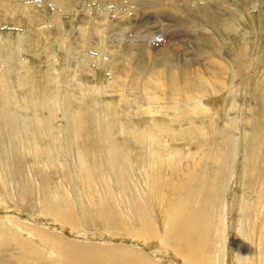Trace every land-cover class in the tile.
I'll list each match as a JSON object with an SVG mask.
<instances>
[{
	"label": "rangeland",
	"instance_id": "374dc122",
	"mask_svg": "<svg viewBox=\"0 0 264 264\" xmlns=\"http://www.w3.org/2000/svg\"><path fill=\"white\" fill-rule=\"evenodd\" d=\"M14 1L0 0V4H11ZM17 1H20L22 5L28 7L30 16L39 20L40 23L32 25L33 22H27L25 16L21 19L25 25L21 27L9 26L5 22L0 21V79L5 74L4 70H9V50L6 44L9 40L13 41L17 48H20L13 50L17 52L15 54L17 61L15 62L16 66L14 69L19 68L21 70L17 74H15V71H12L14 73L12 75L15 82V85L13 84L14 87L12 85H8L9 88L5 86L2 88L0 86V126L3 125L0 127V155L2 157H0V172L3 173V182L7 193L6 198L0 202V233L3 231L1 234L2 237L9 236L10 219H14L25 225H31L32 227H35V225L39 228L45 226L44 228L46 230H51L53 233L56 231L55 233L63 234L68 239L79 243L88 242L89 244L96 243L100 245H112L111 243L115 245L125 244L132 248L143 249L146 254L160 261L162 264H189L186 261L187 257H182L173 250L169 251L167 247L162 246V242L159 239L154 238L153 240L152 238L150 240L146 238L137 240L136 238L126 236L130 233V230L126 226L119 224L116 227L112 226L108 228L106 227L108 219L104 220L102 216H98L92 211L94 206L92 205L91 199L97 198L98 200L100 199L99 202L102 200L101 203L105 202L111 208L117 220L125 219L126 217L121 214H124L122 210V203L124 202L125 204L123 206L127 208L130 214V217H127V219H130L133 213L135 214L137 207L134 201V195H137L136 197L139 203L142 201L140 204H145L146 202L138 192L130 175H126V180L130 188L125 193L121 189L117 191L115 188L116 185L113 183L114 181L111 180L110 190H108L109 186L106 185L108 184V180L103 179L101 174H106L111 170L108 160L125 165L123 156L126 157L125 153L131 150L128 143L136 146L131 154V161L134 163L133 166L141 168L140 166L144 162V147L135 144V133L133 132L136 129L147 134L152 129L147 122L149 117L142 115L147 105L146 102L142 101L144 97V93L140 89L142 85L140 87L134 86L131 90H128V87L124 84L128 80V77L122 74L121 77H124L122 87L119 86L111 89V83L114 82L113 75L111 74V65L116 60L119 61L123 55L120 51V46L127 45L128 43L142 46L147 44L152 45L151 40L147 42H143V40L130 41L131 38L126 37L121 41L118 32L113 36L112 30L117 27V22L121 18L122 12H120L118 4H113L110 0H61L66 1L70 6L69 12L60 16L61 27L54 25L56 9L51 0ZM120 1L117 0L116 2ZM163 1L165 4L168 2L176 3L174 0ZM205 2L214 4L218 12H222V10L232 12L236 17L235 26H237V30L240 31L239 33L241 35L237 32L235 34L236 36H221L220 41L222 44L220 43V45L224 53L222 57L226 59L229 68L224 69L221 74L217 73L216 78H218V82L224 84L219 93H214V89L210 84V79L214 81L216 78L209 71V64L202 62L197 64L198 70H192V73L190 75L188 74L191 82L188 85L185 83L181 85L182 90H179L180 94L175 90L173 97L176 99L168 103L151 102L153 103L152 106L160 111L157 113L160 120L155 126L165 132L164 134H166V131L173 130L171 135L180 137V134L186 128H191L192 125L198 128H204L208 133L205 137L196 133L191 134L192 136L190 138L186 139V137H183L184 140L178 139L183 144L182 151H184V154H187L192 149H197L198 154L194 160L185 161L184 171H179V168L175 171H168V176L172 177L173 181L169 187H165L164 189L171 199L175 201V204L179 206H182L183 202H190L191 199L198 200L200 196V208L206 210L205 203L210 199L209 193H205L202 189L200 190V187L196 184H188V181L182 178L183 173L202 164L203 167L208 169L205 173H208V177L210 175V179L214 180L222 171L225 172V167L228 166L230 167V171H228L230 180L225 183V194L222 195V198L225 197L226 202H238L236 198L241 197L243 199L244 197L247 204L253 207L255 206V202L259 200L264 202V0H188V4L193 8H195L197 3L204 4ZM122 10L124 13L126 9ZM104 11L112 14L109 21H114V23L108 24L103 28L98 25L97 17ZM130 12V14L135 13H133V10ZM194 12L195 10H193ZM83 20L88 22L85 23ZM212 26L214 30L211 36L216 37L214 35L216 34L218 36L217 29L219 25ZM210 27L206 28L209 29ZM97 28L102 29L101 35L98 34ZM82 29H86V35L81 36L79 39ZM202 31L206 32V30ZM63 35L65 36L64 39L67 40L66 44H63L61 41ZM71 43L75 46L72 49L70 48ZM247 43L249 45V53L244 56L245 61L243 64L245 67L242 78V76L240 77L236 57L237 51L243 46H246ZM186 45L188 46V50L191 51L192 43L186 42ZM160 49L158 58L163 57V51ZM178 56L179 58L186 57L181 56V54ZM256 58H259L260 61ZM109 63L110 68L108 69L107 65ZM250 63L253 64L251 67H249ZM57 69L62 74L58 82L51 75ZM192 74L195 75L194 79L191 76ZM209 75L210 78H207ZM196 77L198 79L202 77L198 82L200 84L205 83L206 85L201 84L199 86L198 82H196ZM32 78L34 80H31ZM150 79L166 81V79L164 80L158 74H154ZM159 84L163 83L159 82ZM43 85L44 87H42ZM148 86H145L147 93H152L150 94L152 97L160 94L158 97L163 99L165 94L163 90L154 89V85ZM240 87L242 90L238 95L237 90L241 89ZM207 88L209 92L206 90ZM42 90L45 94L37 100L43 98L42 107L45 111L43 110L44 117L42 116V118L46 122L48 120L50 121L46 126V128L49 127L47 129L50 131L44 129V133L39 132L37 129L39 126H44L43 120L40 118L36 119L34 116L35 111L31 106L32 101H35L36 97V94L33 92H40ZM13 91L19 95V98H16ZM202 91L203 93H201ZM104 93H107V95ZM208 93H213L216 96L213 94L208 96ZM236 94L238 96L236 98L238 109L223 110L221 112V106L233 99V97L235 98ZM184 97H188V102H186V98ZM162 99L160 100L162 101ZM180 101L184 102L180 105V108H177L175 103ZM194 103H198V105L204 107H213L215 111L217 110L218 114L215 123H209V120L213 119V113L208 116L202 115L203 112H201L199 116L196 114V117H193L194 122L190 119L188 120L185 114L190 110H186V107L194 108ZM50 105H52L51 109ZM114 106L118 109V114L113 112ZM244 107L247 108L245 109ZM241 108L245 109L242 111L244 113L243 122L240 123L241 126H237L242 116L240 115ZM7 109L10 110L7 111ZM30 110L33 111L31 112ZM24 115L27 116L26 119H23ZM7 117H9L11 123L13 121L10 117L17 122L23 121L25 123V129L21 132L13 129L15 127L13 124L12 126L7 125ZM115 118H117V125H115ZM237 120L238 122H236ZM233 125L235 128L232 127ZM174 132L177 134L175 135ZM23 135L25 138L21 139L20 137ZM120 135L126 141H121L122 138H120ZM174 137L169 138L165 136L163 140L170 142L169 140L171 139L173 141L175 139ZM171 147L175 148L173 145ZM161 153H164L163 149ZM78 154H81L83 157H78ZM52 156L55 158L57 156L59 157L56 163L58 171L55 167L47 166V164L53 163ZM71 157H74L71 162L75 164L77 159L78 165L77 167L69 164V167L75 170L73 173L75 184L66 185L65 177L67 174L63 162L66 164L67 162L70 163ZM202 157H204V160L201 161L200 159ZM79 161L86 162L87 164L79 165ZM80 168H84L85 171L88 169L90 177L93 178L91 182L94 183V189H91V194L87 192L85 179L80 174ZM242 168H245L246 174V178L243 179L244 190L240 189L231 181V174L237 173V171L239 172ZM136 172L139 175L137 170ZM68 174L72 175V172ZM59 180L63 182L61 185L63 189L56 188ZM77 181H79L78 184ZM181 184H184L183 188ZM25 185L32 189V192L39 193V196L33 195L28 200L24 199L19 194V191ZM50 187L55 190L53 194L49 195L46 190H49ZM78 188L84 189V198L78 196L80 194L78 193ZM64 189L70 191V193H66V197L70 200L76 217V222L68 221L64 223L68 226L64 230L66 234L63 230H59L55 226L60 223L55 216L40 214L42 213V196L48 197L49 195V198H56L58 202H61L64 200L63 197H65L63 195ZM42 193L44 194L42 195ZM189 193L194 194L192 198L187 196ZM201 193L204 195H201ZM121 197L123 202L120 200ZM83 199L84 201H82ZM169 199L166 197L167 206L169 205ZM142 206L146 208L147 205ZM90 207L92 209H89ZM255 207L257 208V206ZM189 210L193 213L190 215V218L195 219L198 214L196 212L199 210L198 206H193V208L189 207ZM186 214L189 213L186 211ZM30 217L32 219L34 218V220H30ZM132 218L131 220H138L136 216ZM255 219V214H252L250 219L248 217L245 218L244 226L245 230L249 228L248 233L251 232L250 224ZM131 220H129L130 225ZM232 221L236 224L239 220L235 219L234 216L228 218L229 228L227 229V235L222 234L219 237L215 234L213 236L215 240L218 237L220 238L215 249L212 250V246L210 245L208 249L203 251L202 255L205 256L209 264H242L239 256L240 251L237 249L239 247V236L236 244L232 237L233 227L235 225L232 224ZM45 222H47V225ZM139 224V222H136L134 226H139ZM20 234L22 235L23 233L20 232ZM223 239L224 241H222ZM244 240H246V237H244ZM36 242H38V245L34 243L36 247H45L44 240H37ZM254 243H257V249L259 250L260 244L255 238ZM4 244L6 243L1 238L0 248ZM232 256H234V260H232ZM252 256L255 257V254H252ZM23 260L28 262L27 259ZM260 263L262 262L258 261V264ZM12 264H14V261ZM205 264L208 263L205 261Z\"/></svg>",
	"mask_w": 264,
	"mask_h": 264
},
{
	"label": "bare ground",
	"instance_id": "6f19581e",
	"mask_svg": "<svg viewBox=\"0 0 264 264\" xmlns=\"http://www.w3.org/2000/svg\"><path fill=\"white\" fill-rule=\"evenodd\" d=\"M110 1L113 4H118L120 12H122L121 14L122 16L120 15L121 18H119L117 22V27L112 30L113 36L118 32L121 41H123L126 37H130L131 38L130 41L143 40V42H147L151 40L152 42V45L147 44L145 46L131 45L130 43L124 46H120V51L123 53V55L121 56L119 61L116 60V57L114 55L116 61L111 65V72H112L111 74L113 75L114 82L111 83L110 88L115 89L119 86L122 87L123 79H124V77H121L122 74H125L128 77V80L129 77H131L129 82L127 80L124 83L128 87L127 88L128 90H131L134 86L140 87V85H142L140 89H142L145 97L142 98V101L147 103L146 108L144 109L142 115L143 116L147 115L149 117L147 122L150 124L152 129L151 132L147 134L140 132L136 129L133 131L135 133V138H134V140H136L135 144L144 147V158H143L144 162L140 166L142 169L133 166L134 163H132L131 161L132 159L131 154L136 148V146H133L132 144L128 143V146L131 150H128L125 153L126 157L123 156V158L125 159V165H121L119 163L113 162L112 160H108L111 170L106 174H101V177L105 180H108L107 182L108 184H106L107 186H109L108 190H110V180H111L114 181L113 183H115L116 185L115 188L117 189V191L121 189L125 193H127L130 187L128 186L126 175H130L132 181L134 182V185L137 187L138 192L141 194V197L146 202L145 204L143 203L140 204L142 201L139 203V201L137 200L138 198L136 197L137 195L133 194L134 201L136 202L137 207L135 214L133 213L130 219L129 218L127 219V217H130V214L129 211H127V208L123 206L125 203L122 201L123 200L122 197L120 198V200L123 202L122 210L125 215L123 213L121 214L124 217H126L125 219L117 220L111 208L105 202L101 203L102 200L99 202L100 199L98 200L97 198L91 199L94 209H92L91 207L89 209H92V211L96 215L102 216L104 220L108 219V223H106V227L111 228L112 226L116 227L119 224H123L124 226H126V228L130 230V233L126 236H130L131 238H136L137 240L146 239V238L150 240L152 238L153 240L154 238L159 239L162 242V246L164 245V247H167L169 251L173 250L177 252L178 255L180 254V256L182 257L184 256L187 257L186 261L189 264H205V261L209 264L205 256L202 255L203 251L208 249L210 245L212 246V250L215 249V247L218 245V239H220L219 237L222 234H226V235L228 234L227 233V229L229 228L228 218H230V216H234L235 219L239 221L236 224L234 221H232V224L233 225L235 224L233 227L232 237L236 244L239 236V241H238L239 247H237V249L240 251V255H239L240 261L242 262V264H258V261L262 262L260 264H264V227H263L264 202L260 200L258 202H255L254 205L257 206L256 208L255 206L250 207L247 204L244 197L243 199H241V197L236 198L238 202L236 201L226 202L225 197L222 198L223 197L222 195L225 194L224 191L225 183L230 180L228 177V171H230V167L228 166L225 167L226 171L225 172L222 171V173L219 174L214 180L210 179L211 177L210 175L208 177V173L207 174L205 173V171L207 172L208 169L206 167H203L202 164L196 166L194 169L189 170L188 172L183 173L182 178L186 179L188 181V184L189 183L196 184L198 187H200V190L202 189L205 193L206 192L209 193L210 199L207 203H205L206 210L200 208L201 206L199 205L201 200L200 196L198 200L191 199L190 202H185V203L183 202L182 206H179L175 204V201H173L169 196V194L165 191L164 188L169 187L171 185V182L173 181V178L168 176V171L169 170L175 171L178 168L179 171H184L185 161L194 160L198 154L197 149L195 150L192 149L187 154H184V151H182L183 144L181 142V140H184L183 137H186L187 139L192 136L191 134H196V133H199L201 134L202 137H205L207 136L208 133L204 128L201 127L198 128L192 125L191 128L189 127L186 128L180 134V137L179 136L174 137V135H171L173 133V130L166 131V134H164L165 132H163L161 129H158L157 126H155L157 122L160 120V118L157 116V113L160 111L156 109L154 106H152L153 103H151V102L168 103L169 101L176 99L175 97H173L175 90H177L178 93L180 94L179 90H182L181 85L183 83L188 85L189 82H191V80H189L188 78V74L190 75L192 73V70H196V69L198 70L197 64H200L202 62L205 64H209L210 67L208 69L215 76L214 78H216L217 73L221 74L224 69L229 68V64L227 63L226 59L222 57L223 56L222 54L224 53L222 51L223 50L222 46L220 45L221 43L220 40H221V36L231 37L234 36L237 32L238 33L240 32L237 30V26H235L236 17L232 12L228 10H222V12H218L217 7L215 8L214 4H210L209 2H205L204 4L197 3L195 5V8H193L191 7V5L188 4V0H174L176 1V3L174 4L171 2L165 4L163 0H121L120 2H116L117 0H110ZM51 2H53V6L56 9V13L54 14L55 16L54 25L61 27L62 24L60 22V16L64 13H68L70 10V6L66 1L51 0ZM122 9L124 10L126 9L124 13ZM131 10H133V13L134 12L135 13L130 14ZM193 10H195L194 13ZM111 15L112 14L106 13L105 11L102 12L97 17L98 25L104 28L108 24H113L114 23L113 20H112L113 22L109 21ZM24 16L27 22L29 23L33 22L32 25L40 23L39 20H36V18L30 16L29 8L22 5L20 1L15 0L11 4H4V3L0 4V21L5 22L6 25L21 27L25 25V23L21 20ZM8 18L10 19L8 20ZM83 21L85 23L88 22L86 20ZM212 25L214 26L219 25V28L217 29L218 36L216 34L214 35L217 38L211 36L214 30V27ZM206 27H210V28L207 29ZM202 30H206V32H203ZM97 32L99 35H101L102 29L97 28ZM239 34L241 35V33ZM85 35H86V29H82L79 39L81 38V36L83 37ZM64 37L65 36L63 35L61 41L63 42V44H66L67 40L64 39ZM7 42L6 44L8 45V50H9V54H8L9 70H4L5 74H3V76L0 79V86L2 88L3 86L9 88L8 85H12L14 87L15 82L12 78V75H14V73L12 71H15V74L20 73L21 71L19 68L14 69V67L16 66L15 62L17 61V57L15 55L17 52L14 50H18L20 48H17L15 46V43L11 40ZM186 42L190 44L192 43V50H191L192 52L188 50V46L186 45ZM73 47L75 46L74 44L71 43L70 48L72 49ZM159 48H161L160 50L163 51L162 58H158ZM248 51H249L248 43L246 44V46H243L240 50L237 51L236 62L239 69L240 77L242 76V78H243V69L245 67L243 64L245 61L244 56H246L247 53H249ZM179 54H181V56H186V57L179 58L178 56ZM252 65L253 64L250 63L249 67H251ZM107 67L108 69L110 68V63L107 65ZM154 74H158L164 80L166 79V81H162V80L159 81L160 79L159 80L150 79ZM51 75L54 76V80L58 82L62 74L61 72L59 73L57 69L55 72L53 71ZM191 76L194 79L195 75L192 74ZM33 78L31 80H34ZM201 78L199 79L197 78L196 82L200 81ZM207 78H210V75ZM159 82L163 84H159ZM192 82L194 83V81ZM198 84L200 86L202 83L200 84L198 82ZM210 84L214 89L213 91L214 93H219L222 89L221 87L224 85L222 84V82H218V78H216L214 81L210 79ZM148 85H154L155 86V88L153 87L154 89L163 90L165 93L163 99L158 97V95L160 94H158L156 97L155 96L152 97L150 95L152 93H147L146 91L147 89H145V86ZM42 87H44V85ZM208 88L206 89L207 91ZM13 89L15 90V88ZM193 90L195 91V89ZM206 90L205 92H207ZM241 90L242 88L237 90L238 95L241 92ZM13 92L16 98H19V95H17L15 91ZM33 93L36 94L35 101L33 100L31 105L33 107V110L35 111L34 116L36 117V119L40 118L41 120H43V125H44L37 127V129L39 130V132L41 131L43 133H44V129L50 131L48 130L49 127H47L48 129L46 128V126L50 123V121L48 120V122H46L42 118V116L44 117L43 114L44 108L42 107V103L44 100L43 98L37 100L45 93L43 90L40 92H33ZM101 93L103 94V92ZM201 93H203V91ZM212 94L208 93V96ZM105 95H107V93ZM213 95L216 96L215 94ZM184 98H186L185 100L186 102H188V97H184ZM236 98H238L237 94L235 95V98L233 97V99L227 101V103L221 106L222 107L221 112L223 110L228 111L232 109L235 110L238 109ZM160 99H162V101ZM183 102L181 101L177 102L175 103V105H177V108H180V105H182ZM185 105H187V103H185ZM194 105H195L194 108L186 107V110H190L188 111V113L185 112L186 113L185 117H187L188 120L190 119L192 120V122H194L195 120L193 117L196 114H198L199 116L201 112H203L202 115H208V116H210V114L212 115L213 113L214 115L213 119L209 120V123L210 122L212 124L215 123V119L217 118V114H218L217 110L215 111L213 107H204L202 105H198V103H194ZM51 108L52 105H50V109ZM244 108H241L240 110V115L242 116L241 119H239L240 121L237 126H241L240 123L243 122L242 119L244 113L242 111ZM8 110L10 109H7V111ZM113 112L115 114L119 113L118 109L115 106L113 108ZM26 117L27 116L24 115L23 119H26ZM10 119H12L13 122L11 123L9 117H7L6 123L9 126H12L13 124L15 126V127L13 126L14 128L12 127L13 129H17L19 132L25 129L24 127L25 123L23 121L17 122L15 119L11 117ZM114 120L116 121L115 125H117V118H115ZM236 122H238V120ZM232 127L235 128L234 125ZM174 134L176 135L177 133L174 132ZM165 136L169 138L174 137L175 139L173 141L170 139L169 140L170 142L167 141L165 142L163 140V137ZM20 138L24 139L25 136L23 135ZM120 138H122L121 141L123 142L126 141V139L123 138L121 135ZM179 138L181 140H178ZM172 145L175 146V148H172L171 147ZM162 149L164 151L163 154L161 153ZM114 152L116 153V151ZM77 156L83 157L81 154H78ZM52 158H53V163L47 164V166L56 168V163L58 162L59 157L57 156V158H55L52 156ZM73 158L74 157L70 158V163L67 162L66 164L63 162L64 169L67 174V176L65 177L66 185L75 184L73 178V173L75 170L69 167V164L78 167L77 159L75 161V164L71 162ZM200 160L201 161L204 160V157H202ZM85 163L86 162L83 163L82 161H79V165ZM219 163L222 164L221 162ZM220 167L222 168V166ZM56 170L58 171L57 168ZM136 170L138 171L139 175L137 174ZM69 172H72V175L68 174ZM80 172L79 173L81 174V176L85 179L87 192L91 194V189H94V183L91 182V179L93 180V178L90 177L88 169L85 171L84 168H80ZM244 178H246L245 168H242L239 172L237 171V173L231 174V181L234 182L233 184H236L242 190L245 189L243 185ZM0 180H1L0 182V202H1V200L6 198L7 195L5 191V184L3 182L4 179L2 172H0ZM78 182L79 181H77V184ZM62 184L63 182L59 180V182L56 184V188L63 189V187L61 186ZM26 185L23 187V189L19 191V194L24 199L28 200L30 199V197H33V195L39 196V193L37 194L36 192H32V189H30L28 186L26 187ZM181 187L183 188L184 184H181ZM54 190L53 188L50 187V189L46 190V192H48L50 195L53 194ZM66 193L68 194L70 193V191L68 189L63 190V195L65 197H63L64 200L61 202H58L56 198H52V199L49 198V195L48 197L47 196L43 197L44 193H42L43 195L41 200L42 208L40 207L42 213L38 212L40 214L55 216L56 219L60 221V223H58L60 225L57 224L55 226L59 230H63V231L68 228V226L65 225L64 223L68 221L76 222L74 208L70 204V200L66 197ZM78 193H80L78 195L79 197L81 196L82 198L85 197L84 189L78 188ZM193 195L194 194L189 193L187 196L192 198ZM201 195L204 194L201 193ZM166 197L170 198L168 200V204H169L168 206H167ZM82 201H84V199ZM142 205H147V206L146 208H144V206ZM193 206H198L199 208V210L196 212V214L197 213L198 214L195 219L190 218V215H192L193 213H191L189 207L193 208ZM96 209L98 210L96 211ZM186 211L189 214H186ZM252 214L256 215V219L253 223L250 224L251 232L248 233L249 228L245 230L244 222H245V218L248 217V219H250ZM133 216H136L138 220L136 219L131 220L133 219L132 218ZM10 220L11 223L9 228V232H10L9 236L2 237L1 234L3 231L0 233V239L2 238L3 241L6 243L2 245V247H4L3 249H1L2 247L0 248V253H1L0 264H12L13 261L14 264H162L160 261L146 254V252L143 249L134 248V247L132 248L125 244L115 245L111 243L112 245H107L105 243L106 245H100L96 243L89 244L88 242H87L88 244L79 243L68 239L63 234L55 233L56 231L53 233L51 230H46L44 228L45 226L41 228L37 226L38 227L37 228L36 225L35 227L34 226L32 227L31 225H25L22 222L14 219H10ZM30 220H34V218L32 219L30 217ZM129 220H131V225ZM193 220L194 222H192ZM136 222L140 223L139 226L136 225L134 226ZM45 223L47 225V222ZM20 232H22L23 234L21 235ZM65 232L66 231H64V233ZM215 234L219 236L216 240L215 237L213 238ZM244 237H246V240H244ZM254 238L255 240H258L260 244L259 250L257 249V243H254ZM37 240L39 241L44 240L45 247H41V248L36 247L34 243L35 244L37 243L36 245H38V242H36ZM45 241L52 246H49ZM222 241H224V239ZM252 254H255V257H253ZM23 259H27L28 262H26ZM232 260H234V256H232Z\"/></svg>",
	"mask_w": 264,
	"mask_h": 264
}]
</instances>
